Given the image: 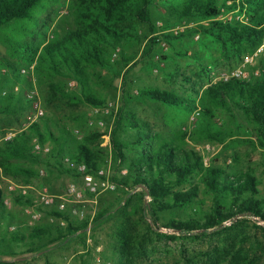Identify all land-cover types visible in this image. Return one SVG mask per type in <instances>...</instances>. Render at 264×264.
<instances>
[{"label": "trees", "instance_id": "16d2710c", "mask_svg": "<svg viewBox=\"0 0 264 264\" xmlns=\"http://www.w3.org/2000/svg\"><path fill=\"white\" fill-rule=\"evenodd\" d=\"M45 1L0 0V34L7 29L12 31V34L0 36V43L10 56L25 66L36 63L35 74L46 112L39 122L0 143V168L4 175L25 183L38 179L41 167L50 172L52 169L62 171L81 182L80 175L63 164L67 157L86 164L90 173L101 170L103 153L89 145L100 135L80 139L53 113L62 103L105 106L106 99L97 88L109 90L117 79H122L126 86L140 53L142 59H149L152 66L159 67L160 63L171 59L169 54L175 44L193 42L199 36V41L202 38L204 43L211 40L218 45L224 56L237 61L238 66L244 55L253 53L264 40V0H159L160 4L158 0H73L74 27L62 36L53 34V38L41 46L30 45L26 42L30 35L21 24L34 21L35 10L42 8ZM160 6L165 10L162 27L154 17ZM223 9L227 13L237 11L245 15L246 21H220ZM185 22L189 25H183ZM192 23L194 25H190ZM13 25H16L14 30L11 29ZM177 26L187 28L179 35L169 32ZM162 42L168 44L169 51H162L157 59V48ZM116 51L118 57L113 59ZM6 58H0V68L7 69L6 72L0 70V115L17 118L19 113L31 108V104L23 92H14V86L27 87L29 80L24 79L21 69ZM204 71L207 74L206 68ZM71 81L76 83L79 92L69 89ZM191 92L198 99L154 87H142L137 94L127 95L124 88L123 105L112 134L113 159L120 173L112 181L127 197L116 212H129L130 205L135 202L138 214L150 218L155 225L161 222L163 214L170 212L174 216L168 228L190 236L199 231L193 235L197 238L207 236L214 228H222L216 233L231 230L237 226L234 221L240 215L264 220V198H260V183L253 173L229 171L213 165L206 167L203 156L187 146V139L191 138L228 145L229 149L244 142L241 138L246 136L248 141L245 142L264 150V70L250 81L219 82L207 87L201 95L194 87ZM136 102L158 104L169 113H185V116L200 110L201 123L192 134L187 131H171L168 136L151 133L146 122L137 123L134 119L132 122L126 117V107ZM217 111L234 117L240 113L242 120L222 127L224 122L217 121ZM75 121L80 120L76 118ZM132 128L138 129L133 140H123L122 135ZM35 139L49 146L51 152L35 153ZM76 139L81 144L73 149ZM123 170H127L125 175ZM207 201L211 202L208 210L204 209ZM16 202L32 204L23 196L17 197ZM71 211L69 208L65 212L51 209L50 215L58 220L53 224L27 226L22 229L24 231L15 226L12 233H2L0 245L6 243L7 238L13 243L29 240L30 253L53 252L69 247L75 239H82L90 226L97 229L113 213L102 210L92 222L87 217L77 222ZM179 213L184 217H178ZM8 217L0 190V218L6 220ZM227 221L233 224L225 226ZM254 224L264 232V226ZM159 236L177 240V235ZM45 239L44 246L35 248L37 241ZM120 264L132 263L127 260ZM243 264L253 263L244 260Z\"/></svg>", "mask_w": 264, "mask_h": 264}, {"label": "rangeland", "instance_id": "374dc122", "mask_svg": "<svg viewBox=\"0 0 264 264\" xmlns=\"http://www.w3.org/2000/svg\"><path fill=\"white\" fill-rule=\"evenodd\" d=\"M72 1H45L42 8L35 10L34 21L21 24L30 35L26 37V42L30 45L41 46L49 41L53 34L62 36L69 28H73ZM157 3L160 4L159 0ZM164 13L163 6H160L154 13L158 26L164 21L162 18ZM227 21H229L228 18L223 20V22ZM183 25H189V23L185 22ZM11 29H16V25H13ZM8 33L12 34V31L7 29L0 36ZM162 51L160 47L157 48V59L163 53ZM182 54L184 56H181ZM169 55L171 59L160 63L157 67L152 66L149 59H142L140 53L138 63L127 77L126 86L122 79H117L109 90L97 88L107 104L115 103L111 114L99 115L94 111L96 107L82 104L67 106L64 103L53 113L71 131L75 133L79 131L80 139L100 135L99 139L92 141L89 145L103 153L104 160L101 169L105 171L106 177L111 182H113L112 178L120 173L119 165H116L113 159L112 134L123 105L124 88L127 95L137 94L138 89L142 87H154L174 90L182 97L191 96L198 99L191 92L192 87L200 91L199 95H201L207 87L219 83L211 77V71L214 70L217 75H220L230 72L237 66V61L227 59L218 45L211 40L204 43L202 38L200 41L194 39L193 42L175 44ZM1 57H7L6 59L16 64L21 71L30 67L10 56L0 43ZM205 68L207 74L204 71ZM0 70L6 72L7 69L0 68ZM34 80L41 92L36 74ZM73 90V92H79L76 85ZM184 114L169 113L165 108L152 103L138 104L136 102L126 107V117L132 122L134 120L137 123L144 121L150 125L151 133L157 132L166 136L170 135L171 131H187L192 134L198 129L201 118L192 122V116ZM217 116V121L224 122L222 127H226V123L231 124L232 121L237 123L242 120L240 113L234 117L217 111ZM76 118L80 121H75ZM34 119L31 108L19 113L17 118L0 115V138L8 133L16 135L41 120L35 121ZM137 133L138 129L132 128L128 134H123L122 138L132 141ZM72 137L75 139L73 133ZM241 139L244 142L229 149L228 145L222 146L207 140L194 141L191 138L187 139V146L203 156L206 167L213 165L229 171L253 173L260 183V198H264V150L258 145L245 142L248 141L246 136H242ZM74 143L71 147L73 149L76 148L75 145L81 144L77 139ZM74 182H77V179L72 175L54 169L50 172L41 167L40 177L32 183H25L5 176L0 168V190L3 191L9 216L6 220L0 218V236L4 232L12 233L15 226L17 230H22L27 226L35 227L58 222L50 215L51 209L41 205L37 192L42 187H48L54 196H64L67 194L68 187ZM11 184L29 186V195L25 197L29 198L32 204H18L16 198L21 195L9 189ZM126 197V192L118 187L116 191L105 192L97 196L87 194L85 203L80 206L86 211L89 222H92L97 213L102 210L113 211L101 226L97 229H92L90 226L84 237L75 239L69 247H60L53 252L46 251L40 254L29 252L30 245L27 243L30 242L29 240L26 243H13L7 238V242L0 245V264H97L98 259L101 260L100 264H120L127 260H130L132 264H243L244 260L253 264H264V232L252 222V216L235 219L237 226L229 231L223 230L221 233H216V230L221 231L222 228H214L208 231L207 236L197 238L193 235L198 234L199 231H195V234L190 236L191 234L180 235L176 230L168 228L174 216L170 212L162 215V220L158 225H155L150 218L138 214L135 202L130 205L129 212L122 210L117 213L116 208L119 205L120 208L123 207ZM75 206L71 202L66 205L69 209ZM210 206L211 202L207 201L204 209L208 210ZM177 216L184 217V214L179 213ZM72 217L77 222L83 220L76 216ZM61 223L64 224V222ZM231 225L225 224V226ZM161 234L177 235V240L160 237ZM46 243V239L37 241L35 248L44 246Z\"/></svg>", "mask_w": 264, "mask_h": 264}, {"label": "built area", "instance_id": "2783aa9c", "mask_svg": "<svg viewBox=\"0 0 264 264\" xmlns=\"http://www.w3.org/2000/svg\"><path fill=\"white\" fill-rule=\"evenodd\" d=\"M228 18L229 21L233 19H238L240 21H246L245 15H238L237 11L230 12L225 14V9H223V14L218 18L220 21ZM163 24L159 23V27H162ZM186 26H177L169 30V32L179 35L180 33L186 30ZM53 38V35L50 36V39ZM199 39V36L196 37ZM163 52L169 51V46L166 42H162L160 45ZM118 57V52L114 53L113 59ZM159 58V57H158ZM35 67L36 63L32 64L29 68L23 69L21 74L24 78L29 80V84L26 87L22 84H17L14 86V92L20 93L23 92L26 100L30 102L31 109L33 111L34 120H39L43 118L46 114L41 93L39 88L35 84L34 76H35ZM264 70V40L262 44L252 53L246 55L241 63L231 70L230 72L223 73L217 75L216 71H211V77L214 78L215 81L228 83L233 80L238 81H250L253 76H259L260 73ZM32 79V82H31ZM76 83L71 81L69 83V89H73ZM6 94V93H4ZM115 108V103H108L103 107H96L94 109L95 113L99 115H109L112 110ZM200 110H196L191 117L192 122L196 121L200 117ZM33 120V121H34ZM221 124V123H220ZM76 134L79 135V131H76ZM15 136L14 133H8L0 138V143L3 141H9ZM81 138V136H80ZM34 152L37 154H49L51 152V148L49 146H43L37 139L33 141ZM63 164L69 168L70 170L76 172L81 177V182L72 183L67 190V194L64 196H54L48 187H42L37 193L39 195L40 203L43 207L47 209L57 208L60 212H65L67 210V203H74L76 206L72 208V215L79 217L81 219L86 218V211L80 204H84L86 201L87 194L91 195H100L105 192L116 191L117 185L110 181L109 178L106 177V173L103 169L98 171L96 174L90 173L89 168L84 163H77L70 158H65ZM127 170H123L122 174L125 175ZM44 173L42 172V175ZM9 189L13 193H17L21 196L29 195V186H18L15 184H11ZM253 222L258 225L264 226V220H261L259 217L252 216ZM225 224L231 225L232 221H227ZM101 260H97V264H100Z\"/></svg>", "mask_w": 264, "mask_h": 264}, {"label": "water", "instance_id": "95a60500", "mask_svg": "<svg viewBox=\"0 0 264 264\" xmlns=\"http://www.w3.org/2000/svg\"><path fill=\"white\" fill-rule=\"evenodd\" d=\"M143 187H144V186H142L141 188H143ZM147 191H148V190H147ZM242 216H244V215H240L239 217H242ZM239 217H238V218H239Z\"/></svg>", "mask_w": 264, "mask_h": 264}]
</instances>
